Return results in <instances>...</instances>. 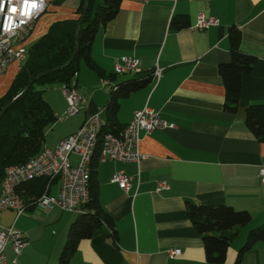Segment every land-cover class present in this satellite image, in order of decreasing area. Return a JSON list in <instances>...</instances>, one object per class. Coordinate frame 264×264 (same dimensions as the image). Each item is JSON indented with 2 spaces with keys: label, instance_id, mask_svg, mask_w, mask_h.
<instances>
[{
  "label": "crops",
  "instance_id": "obj_1",
  "mask_svg": "<svg viewBox=\"0 0 264 264\" xmlns=\"http://www.w3.org/2000/svg\"><path fill=\"white\" fill-rule=\"evenodd\" d=\"M46 3L45 11L51 7L53 14L43 18L44 11L35 20L27 46L45 34L52 22L77 17L79 0ZM200 13L215 17L216 24L194 27ZM175 18L186 25L174 28ZM230 26L240 30V50L255 57L251 71L241 77L235 111L225 109L218 69L231 59ZM36 29L39 36L34 35ZM90 56L93 65L81 60L75 79L85 99L79 118L57 138L45 137V146L53 147L75 131L87 114L102 109L105 118L115 86L133 78L149 80L117 99V127H124L144 107L173 126L140 133L138 150L144 157L139 162L100 160L96 164L97 198L112 226L104 225L81 239L68 264H213L206 261L201 237L189 219L188 202L227 204L251 213L250 222L237 228L221 263L233 264L248 231L264 221V186L259 181L264 141L245 125L247 107L264 103V0H121L116 16L96 31ZM124 56L138 59V73L115 74L114 65ZM20 66L15 61L8 65L0 77V96ZM100 78L109 83H101ZM44 93L45 89L43 97ZM45 98L51 108L59 109L54 111L59 115L64 103L59 108L55 97L45 94ZM71 159L75 162L77 156L72 154ZM117 171L131 177L128 190L110 181ZM162 180L168 187L156 190ZM51 190L56 191L55 184ZM22 191L28 194L24 187ZM28 195L25 198L32 196ZM78 215L56 206L41 211L29 205L18 217L13 210H0V224L12 225L28 242L16 256L7 245V258H15V264H56ZM172 248H179L181 254L169 258ZM240 264H264V241L254 243Z\"/></svg>",
  "mask_w": 264,
  "mask_h": 264
},
{
  "label": "trees",
  "instance_id": "obj_2",
  "mask_svg": "<svg viewBox=\"0 0 264 264\" xmlns=\"http://www.w3.org/2000/svg\"><path fill=\"white\" fill-rule=\"evenodd\" d=\"M86 1L88 7L79 27V49L74 59L66 64L74 51L75 29ZM120 2L121 0H79L75 11L77 17L52 22L45 34L27 46L25 61L21 63L7 91L0 96V110L23 91L32 77L40 72H48L37 77L0 117V181L6 166L21 164L42 149L45 141L44 129L56 121L53 109L43 97L44 89L63 82L69 83L74 73H78L81 60L93 65L90 63L93 37L99 27L116 16ZM171 24L174 28H181L186 22L182 18H175ZM228 38L231 59L220 64L218 69L225 88V109L235 111L239 103L241 77L251 71L255 57L240 50L241 35L238 27L230 26ZM60 66L62 68L58 70H51ZM148 80L149 77L133 78L115 86L106 105L104 131L115 134L119 132L115 118L117 99L137 90ZM245 125L258 140L264 141V103L247 107ZM98 162L95 158L92 164L91 199L70 224L67 239L56 264H68L81 239L98 233L104 225L112 226L111 218L97 198L95 168ZM45 184L43 179L34 180L21 185L17 191L24 197L28 194L38 195ZM22 187L28 194L22 191ZM187 213L195 231L201 237L206 261L213 264L225 261L227 249L237 233V228L247 225L251 220L248 210H237L227 204L205 205L188 202ZM258 241H264V221L260 226L248 231L233 264H240L243 254Z\"/></svg>",
  "mask_w": 264,
  "mask_h": 264
},
{
  "label": "built area",
  "instance_id": "obj_3",
  "mask_svg": "<svg viewBox=\"0 0 264 264\" xmlns=\"http://www.w3.org/2000/svg\"><path fill=\"white\" fill-rule=\"evenodd\" d=\"M46 0H0V77L8 65L15 61L23 63L27 57V38L35 20L45 11ZM215 17H206L200 13L194 27L206 29L216 24ZM139 61L135 57L124 56L115 65V74L138 73ZM157 73V71H156ZM158 74V73H157ZM74 73L69 83L58 86L67 101L66 114H77L85 103L83 95L76 89ZM101 83L109 81L100 78ZM98 109L87 114L81 125L73 132L60 139L53 147L42 149L25 162L5 167L0 181V210L10 209L15 216L22 215L29 205L37 210L47 211L59 207L69 212H82L91 199V171L95 158L100 160H118L139 162L144 156L138 150L140 133H149L155 128L172 127L148 107L133 113L129 122L117 134L104 131L106 120ZM77 156L75 162L71 155ZM45 180V187L38 195L25 198L17 191L21 185L34 180ZM131 177L123 171H117L110 177L122 190H128ZM259 181L264 186V165L259 168ZM56 191L52 192V185ZM165 181H159L156 190L167 188ZM28 242L23 234L11 226L0 224V264H15L16 259L9 260L6 247L10 245L15 256ZM169 258L181 254L179 248L169 249Z\"/></svg>",
  "mask_w": 264,
  "mask_h": 264
},
{
  "label": "rangeland",
  "instance_id": "obj_4",
  "mask_svg": "<svg viewBox=\"0 0 264 264\" xmlns=\"http://www.w3.org/2000/svg\"><path fill=\"white\" fill-rule=\"evenodd\" d=\"M52 14H53V11H52V8L50 7L42 15L44 18V17H50ZM38 34H39V29H36L34 31V35L37 36ZM36 38L37 37H34V41ZM45 94H47V96L55 97V99L59 103V108H61L62 102L64 103V109L58 111L59 115L56 114L57 119H56L55 123L47 125L44 129L46 139H55L58 136H60L61 134H63L67 129H69L70 127H72L76 123L77 119L79 118V114H77L75 117L74 116L70 117L69 115L66 114L65 110L67 108V101L65 99L64 94L62 93V91L59 90V88L57 86L46 87L45 93H44V98H45ZM63 97L65 99L64 101H63ZM52 109L55 112H56V110H59L58 108L56 110L54 108H52ZM63 110H64L65 116L63 115Z\"/></svg>",
  "mask_w": 264,
  "mask_h": 264
},
{
  "label": "water",
  "instance_id": "obj_5",
  "mask_svg": "<svg viewBox=\"0 0 264 264\" xmlns=\"http://www.w3.org/2000/svg\"><path fill=\"white\" fill-rule=\"evenodd\" d=\"M87 7H88V4H87V1L85 2V5H84V7H83V10H82V13H81V15H80V18H79V21H78V23H77V26H76V29H75V47H74V51H73V53H72V55H71V57H70V59L68 60V62L66 63V64H68V63H70L73 59H74V57H75V55H76V53H77V51H78V49H79V32H80V30H79V27H80V25H81V22H82V20H83V18H84V15H85V13H86V10H87ZM60 68H62L61 66L60 67H57V68H54V69H51L52 71L53 70H58V69H60ZM45 72H48V70L47 71H45ZM45 72H40V73H38L36 76H34V77H32L31 79H30V81L27 83V85L25 86V88L23 89V91L21 92V93H19L18 95H16L12 100H10L1 110H0V117H1V115L6 111V109L25 91V90H27L28 88H29V86L30 85H32L33 83H34V81L37 79V77H39V76H41V75H43Z\"/></svg>",
  "mask_w": 264,
  "mask_h": 264
}]
</instances>
